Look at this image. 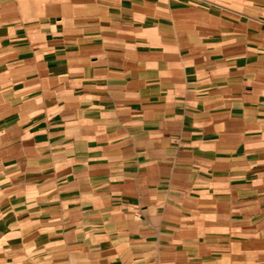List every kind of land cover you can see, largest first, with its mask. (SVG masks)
I'll list each match as a JSON object with an SVG mask.
<instances>
[{"label":"crops","instance_id":"crops-1","mask_svg":"<svg viewBox=\"0 0 264 264\" xmlns=\"http://www.w3.org/2000/svg\"><path fill=\"white\" fill-rule=\"evenodd\" d=\"M7 264H264V0H0Z\"/></svg>","mask_w":264,"mask_h":264},{"label":"rangeland","instance_id":"rangeland-1","mask_svg":"<svg viewBox=\"0 0 264 264\" xmlns=\"http://www.w3.org/2000/svg\"><path fill=\"white\" fill-rule=\"evenodd\" d=\"M0 264H7L4 262V260L0 257Z\"/></svg>","mask_w":264,"mask_h":264}]
</instances>
